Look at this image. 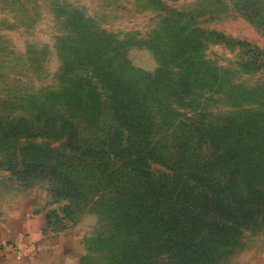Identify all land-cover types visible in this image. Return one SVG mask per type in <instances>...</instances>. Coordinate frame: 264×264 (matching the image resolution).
Masks as SVG:
<instances>
[{
    "label": "trees",
    "instance_id": "obj_1",
    "mask_svg": "<svg viewBox=\"0 0 264 264\" xmlns=\"http://www.w3.org/2000/svg\"><path fill=\"white\" fill-rule=\"evenodd\" d=\"M69 27L64 86L32 98V114L0 107L1 134L21 163L67 185L65 196L115 194L103 239L111 264H153L160 253L169 264L218 263L242 226L264 221V158L246 124L178 115L175 103L195 93L190 73L158 86L132 71L126 42L84 15Z\"/></svg>",
    "mask_w": 264,
    "mask_h": 264
},
{
    "label": "rangeland",
    "instance_id": "obj_2",
    "mask_svg": "<svg viewBox=\"0 0 264 264\" xmlns=\"http://www.w3.org/2000/svg\"><path fill=\"white\" fill-rule=\"evenodd\" d=\"M80 14L126 42L135 74L164 86L190 73L195 93L175 103L177 114L197 123H245L254 153L264 158V0H0V98L9 100L3 111L32 114L38 105L32 98L64 86L66 34ZM13 139L0 132V223L13 203L47 194L54 228L86 226L83 264H111L103 239L111 232L107 210L115 194L65 196L68 186L50 169L21 163ZM257 224L242 226L215 264H258L264 221ZM154 261L169 264L165 253Z\"/></svg>",
    "mask_w": 264,
    "mask_h": 264
},
{
    "label": "crops",
    "instance_id": "obj_3",
    "mask_svg": "<svg viewBox=\"0 0 264 264\" xmlns=\"http://www.w3.org/2000/svg\"><path fill=\"white\" fill-rule=\"evenodd\" d=\"M47 200V194L36 195L10 206L0 223V264H83L86 226L76 222L54 228ZM260 261L264 264V257Z\"/></svg>",
    "mask_w": 264,
    "mask_h": 264
}]
</instances>
